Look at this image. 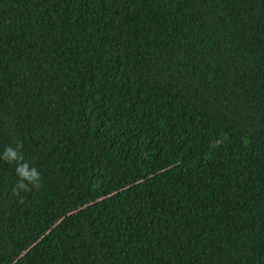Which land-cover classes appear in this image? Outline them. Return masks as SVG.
Here are the masks:
<instances>
[{
	"label": "trees",
	"instance_id": "obj_1",
	"mask_svg": "<svg viewBox=\"0 0 264 264\" xmlns=\"http://www.w3.org/2000/svg\"><path fill=\"white\" fill-rule=\"evenodd\" d=\"M18 144L0 264H264V0H0Z\"/></svg>",
	"mask_w": 264,
	"mask_h": 264
},
{
	"label": "clouds",
	"instance_id": "obj_2",
	"mask_svg": "<svg viewBox=\"0 0 264 264\" xmlns=\"http://www.w3.org/2000/svg\"><path fill=\"white\" fill-rule=\"evenodd\" d=\"M21 147L22 146L18 144L16 148L8 147L0 152V160L16 165L15 172L17 182L12 189L13 194L16 196H21L22 192L38 189L42 179L39 170L28 161L23 160L19 155ZM21 202H23L22 197Z\"/></svg>",
	"mask_w": 264,
	"mask_h": 264
}]
</instances>
